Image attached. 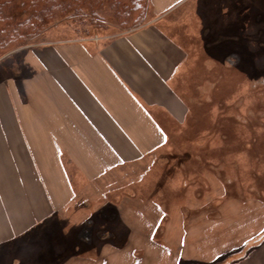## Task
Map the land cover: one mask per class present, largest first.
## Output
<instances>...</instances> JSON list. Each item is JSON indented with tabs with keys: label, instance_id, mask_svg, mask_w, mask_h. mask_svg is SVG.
Wrapping results in <instances>:
<instances>
[{
	"label": "rangeland",
	"instance_id": "1",
	"mask_svg": "<svg viewBox=\"0 0 264 264\" xmlns=\"http://www.w3.org/2000/svg\"><path fill=\"white\" fill-rule=\"evenodd\" d=\"M180 4L156 22L188 52V74L177 82L188 114L184 123L166 128L170 150L138 162L135 174L127 166L113 172L106 177L113 185L103 195L107 200L132 201L128 204L140 209V219L147 214L146 204L154 201L155 244L177 252L185 248L188 256H196L179 261L171 256L169 264H235L264 237V0ZM155 15L146 0L141 21L127 27L106 5L93 18L84 7L80 16H54L3 56L11 53V60H18L20 48L29 44L105 42L154 21ZM8 65L7 61L9 69ZM79 188L78 183L77 192ZM91 195L83 201L78 192L74 209L1 244L0 264H61L71 251L87 254L105 241L124 245L118 238L125 227L114 207L101 206V196L99 200ZM132 213L130 208L122 210L123 217L132 218ZM177 229L180 248L168 239ZM196 232L199 241L191 239ZM141 250L136 255L143 256Z\"/></svg>",
	"mask_w": 264,
	"mask_h": 264
},
{
	"label": "crops",
	"instance_id": "2",
	"mask_svg": "<svg viewBox=\"0 0 264 264\" xmlns=\"http://www.w3.org/2000/svg\"><path fill=\"white\" fill-rule=\"evenodd\" d=\"M150 1L154 21L105 42L29 44L9 69L0 63V245L74 209L81 192L83 201L90 193L101 196V206L114 207L125 227L118 239L125 242L105 241L82 255L71 251L61 264H169L171 256L196 258L185 248L174 252L155 244L154 201L140 219V209L128 204L132 201L103 195L113 185L106 179L113 172L127 166L135 174L138 162L170 150L166 128L184 123L188 114L187 99L177 88L188 74V52L157 23L182 0ZM126 208L135 211L132 218L123 217ZM176 232L168 239L180 248ZM199 238L196 232L191 239ZM259 247L235 264H262L264 243Z\"/></svg>",
	"mask_w": 264,
	"mask_h": 264
},
{
	"label": "trees",
	"instance_id": "3",
	"mask_svg": "<svg viewBox=\"0 0 264 264\" xmlns=\"http://www.w3.org/2000/svg\"><path fill=\"white\" fill-rule=\"evenodd\" d=\"M103 5L112 10L120 25L134 27L142 19L146 0H0V57L36 35L54 16H80L85 7L93 18ZM10 60L11 53L0 58L9 67ZM263 242L264 237L253 242L249 253Z\"/></svg>",
	"mask_w": 264,
	"mask_h": 264
}]
</instances>
